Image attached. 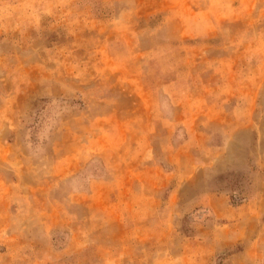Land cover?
<instances>
[{
	"label": "rangeland",
	"instance_id": "obj_1",
	"mask_svg": "<svg viewBox=\"0 0 264 264\" xmlns=\"http://www.w3.org/2000/svg\"><path fill=\"white\" fill-rule=\"evenodd\" d=\"M0 264H264V0H0Z\"/></svg>",
	"mask_w": 264,
	"mask_h": 264
}]
</instances>
